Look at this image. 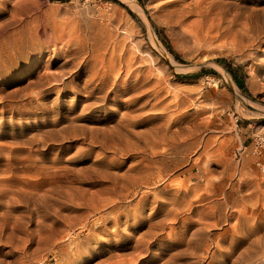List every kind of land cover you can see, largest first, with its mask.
<instances>
[{
  "label": "rangeland",
  "instance_id": "374dc122",
  "mask_svg": "<svg viewBox=\"0 0 264 264\" xmlns=\"http://www.w3.org/2000/svg\"><path fill=\"white\" fill-rule=\"evenodd\" d=\"M172 1L0 0V264H264V247H239L233 204L208 236L180 219L201 221L209 181L264 211L249 139L264 129V0H195L170 21ZM257 29L259 50L244 46Z\"/></svg>",
  "mask_w": 264,
  "mask_h": 264
},
{
  "label": "bare ground",
  "instance_id": "6f19581e",
  "mask_svg": "<svg viewBox=\"0 0 264 264\" xmlns=\"http://www.w3.org/2000/svg\"><path fill=\"white\" fill-rule=\"evenodd\" d=\"M123 2H125L126 4L128 5H131V7L133 6H138V4L136 3V0H122ZM169 1V0H168ZM179 2V5L178 6H175L177 5V3ZM190 2V1H189ZM187 2L186 0H173L172 2H169V3H165V9H166V13L167 14V17L170 21H179L181 20L183 17L186 16V14H188L190 11L194 10V9H197L199 6H200V1H195L192 3V1L189 3ZM192 3V4H191ZM166 17V18H167ZM167 20V21H169ZM252 34V33H251ZM245 35V34H244ZM247 37V35L245 36ZM262 37H263V31L261 29H257L256 32L254 31V33L252 35H248L247 37V42L244 43V46L245 44H250V46H252V48H255L257 49L258 47H260V43L262 41ZM35 41V40H34ZM33 41V39L30 37V38H23V39H20V42L23 43L25 46L28 47L29 45V42L31 43V46L32 47H35V42ZM241 41V40H240ZM244 41V40H242ZM246 41V39H245ZM38 43L39 46H41V41L39 42H36V44ZM243 44V43H242ZM99 47L97 48H94V47H91L89 48V54H91L94 58V56H96L95 58H97V63L101 62L102 63V59L100 60V55H99ZM251 49V48H250ZM259 50V48H258ZM41 50H38V52H40ZM101 51V49H100ZM103 52V51H102ZM107 53V52H106ZM105 53V54H106ZM92 58V59H93ZM103 58V57H102ZM95 61V62H96ZM79 60L77 61H73V66L77 67L79 65ZM68 64V61L65 60L61 66H64V65H67ZM15 66L13 67V69H18L19 65L16 63V64H12L11 66ZM127 68H128V65H127ZM126 68V69H127ZM128 70V69H127ZM47 76V80L48 81H57L59 80V78L61 77V75H59L58 73H53L51 75H46ZM63 76V74H62ZM62 78V77H61ZM60 78V79H61ZM99 79V78H98ZM64 80V79H63ZM62 81V79H61ZM104 79L101 80V82H99L97 80V90H102L101 87H103L104 85ZM154 84H157L159 83V80L158 79H154ZM125 83V82H124ZM131 83V82H130ZM126 84V83H125ZM132 84V83H131ZM124 85V84H123ZM112 86L114 87L115 86V81L114 83L112 84ZM111 86V87H112ZM123 87V86H122ZM159 88V87H158ZM127 91V90H126ZM124 92V91H123ZM128 94V93H127ZM142 94V93H141ZM122 95V94H121ZM143 97V96H141ZM137 98V96L135 97H131V98H124V99H127L124 101V103L126 105H129L131 104V102L133 100H135ZM140 96H138V99L137 101L139 100ZM122 99V100H124ZM143 99V98H142ZM134 102V101H133ZM132 102V103H133ZM139 102V101H138ZM123 104V103H122ZM84 106V105H83ZM130 111H127L125 112L122 116L125 120H128L129 122L131 121V116H130ZM121 117V115H120ZM131 130V129H130ZM166 130V129H164ZM108 131V130H107ZM162 133V132H161ZM179 132L177 130H172L170 131V134H169V137L171 139H174L173 137H175L176 135H178ZM161 135V134H160ZM162 137H168V134H162L161 135V138ZM94 139V138H93ZM125 140V139H124ZM125 143V142H124ZM126 146V145H125ZM124 146V147H125ZM155 146V145H154ZM154 148V147H153ZM153 153H158L157 151ZM160 168V167H159ZM205 174V173H204ZM148 175V174H147ZM208 176V175H207ZM146 177V176H145ZM206 177V176H204ZM208 178V177H207ZM205 178V180L207 179ZM206 188H208V190H205L206 192L202 193V194H199V196L197 197L196 199V208H194V212H196L197 214L201 215V221L198 222L196 225L194 226H190L189 227V224L188 222H186V218L182 215L181 216V221L184 222V229L181 231L182 235L185 236L186 234V228H194V230L191 232V235H189V239L192 237H195L197 234L200 235L201 233H203L204 235L208 236V232H210L209 230H211L210 226L214 227L216 226L217 224H219L222 220L223 221H226V219L228 218L227 214H225L222 210L225 206H228L230 204H233V206L235 207L236 209V212L238 213L237 217H238V221L240 219L244 220L247 225H246V229L244 230L243 232V235L242 237H239L238 239V244H239V247H241L242 245L244 244H247V248L249 247H257V248H253L252 250L256 249L255 251H252L253 253L252 254H257V252H262V248L264 247V239L261 238V236L259 237V233L261 231V229L264 227V211L262 210V208H260V206H256V202L255 204H251L249 205L248 202L251 200L252 196H242L239 198H237L236 196H234V189L231 190V191H228L226 192L225 189L217 184L213 186L212 183L207 182V185H206ZM217 197V198H216ZM188 202V201H187ZM186 202V204H187ZM205 203V208L202 209L201 205L202 203ZM184 204V203H183ZM194 204V203H193ZM185 206V205H184ZM193 206V205H192ZM203 206V205H202ZM255 206V208H254ZM190 208V207H189ZM228 208V207H227ZM175 209V208H174ZM188 209V208H187ZM175 211V210H174ZM193 211V209L190 208V212ZM174 213V212H173ZM176 213V212H175ZM251 214H254L255 216L252 217L253 221H252V224H249V219H250V215ZM176 215V214H175ZM173 216V215H172ZM213 218V224H210V223H207L204 219L202 220V217L203 218H207V217H210ZM249 218V219H248ZM174 219V218H173ZM209 219V218H208ZM177 220V219H176ZM209 222V221H208ZM212 223V222H211ZM231 227V226H230ZM232 231H234L235 227L233 226L232 227ZM264 229V228H263ZM229 230L226 229V230H223L224 232H227ZM236 231V230H235ZM264 231V230H263ZM231 232V231H230ZM233 234V233H232ZM213 235V234H212ZM217 235V234H216ZM252 237L250 241H247L249 238V236ZM211 236V235H210ZM212 237V236H211ZM183 239H185V237H182ZM207 238V237H206ZM242 238V239H241ZM207 240V239H206ZM210 241V240H209ZM190 242V241H189ZM217 242V241H216ZM263 242V243H262ZM206 245V244H205ZM203 248V247H202ZM201 248V249H202ZM209 248V247H208ZM247 248H245V250L243 251L242 250V253L245 252L246 250H248ZM207 250V247H205V249H203V252L205 251L206 252ZM210 250V249H208ZM259 250V251H257ZM208 252V251H207ZM247 252V251H246ZM245 252V253H246ZM241 253V254H242ZM251 255V253H250ZM244 256V255H243ZM249 256V255H247ZM245 257V256H244ZM252 257V256H251ZM250 257V258H251ZM255 257V256H253ZM246 260V258H245Z\"/></svg>",
  "mask_w": 264,
  "mask_h": 264
},
{
  "label": "built area",
  "instance_id": "2783aa9c",
  "mask_svg": "<svg viewBox=\"0 0 264 264\" xmlns=\"http://www.w3.org/2000/svg\"><path fill=\"white\" fill-rule=\"evenodd\" d=\"M249 139L252 162L257 169L264 171V129L252 131Z\"/></svg>",
  "mask_w": 264,
  "mask_h": 264
},
{
  "label": "trees",
  "instance_id": "16d2710c",
  "mask_svg": "<svg viewBox=\"0 0 264 264\" xmlns=\"http://www.w3.org/2000/svg\"><path fill=\"white\" fill-rule=\"evenodd\" d=\"M131 14V13H130ZM224 65V64H223ZM225 66V65H224Z\"/></svg>",
  "mask_w": 264,
  "mask_h": 264
}]
</instances>
